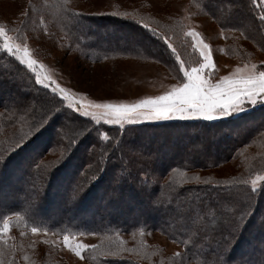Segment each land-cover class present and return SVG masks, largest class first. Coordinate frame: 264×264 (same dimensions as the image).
Wrapping results in <instances>:
<instances>
[{"label": "trees", "instance_id": "obj_1", "mask_svg": "<svg viewBox=\"0 0 264 264\" xmlns=\"http://www.w3.org/2000/svg\"><path fill=\"white\" fill-rule=\"evenodd\" d=\"M195 1L223 27L241 31L244 23L251 30L246 32L249 38L264 42V13L252 0ZM55 10L58 33L69 37H95V31L107 28L111 34L115 30L128 35L135 26L128 17L77 14L57 5ZM32 16L27 14L22 21L27 32L38 28L29 22ZM69 16L72 22L76 18L88 22L93 31H79L75 23L68 24ZM146 22L137 28L142 31L140 37L153 41L150 47L159 52L117 44L121 47H116L117 56L162 61L180 74V62H185H178L161 40L168 24L156 17ZM255 33L260 37H252ZM107 54V47L99 43L91 57L95 61ZM0 65L4 93L0 92V197H5L0 199V229L13 215L22 218L10 217V229L36 228L57 235L94 233L96 241L84 251L89 264H264V180L255 191L249 180L264 173V117L247 129L264 104H248L251 109L220 119L143 121L121 129L95 123L68 108L9 53L0 52ZM257 68L264 72V63ZM232 131L237 134L229 140ZM221 143L223 149L218 147ZM38 148L43 153L58 152V162L51 168L52 160H43ZM231 158L236 159V173L227 177L210 173ZM74 175L77 179H72ZM71 180L73 190L64 199ZM59 209L62 215L56 213ZM159 212H164L161 222ZM133 213L141 217L130 223ZM154 233L175 242L181 251L163 256V250L154 249L151 242ZM2 235L0 261L4 264L19 260L21 246L33 245L19 246V242L9 249L12 242ZM40 249L36 264L47 256ZM51 257L47 264H67Z\"/></svg>", "mask_w": 264, "mask_h": 264}, {"label": "rangeland", "instance_id": "obj_2", "mask_svg": "<svg viewBox=\"0 0 264 264\" xmlns=\"http://www.w3.org/2000/svg\"><path fill=\"white\" fill-rule=\"evenodd\" d=\"M56 5L65 6L67 12L74 10L77 14H105L120 16L121 18L128 17L134 22L135 26L132 27L133 32L130 31L131 33L128 35H125L126 32L124 34L116 33L115 30L111 34L107 28L104 32L102 30L101 32L95 31L96 34L93 33L95 37H69L65 32L58 33L54 25V21L56 20L54 17ZM209 8H212V6H209ZM217 12H221L220 7ZM27 14L34 15L28 20L30 23L33 21L32 25L39 29L34 28L32 32H27L22 25V21L27 19ZM56 14L59 20V14L57 12ZM45 15H47L51 25H48V19ZM150 17L160 18L164 25L168 24L167 30L165 29L164 32L165 36L161 40L168 47L171 45L172 53L178 62L179 59L185 62H180L179 69H181V65H183L185 70H190L193 67H199L201 64L206 63L201 55V51L203 50L211 58L212 65L210 68L205 69L202 75L213 85L222 83L226 86L228 81H238L246 79L249 76H259V73L262 72L257 68V65L261 62L264 63V42H260V40H257L258 38H254L257 42L253 41V38H249L247 33L251 32V30L244 23H242L243 25L241 24L244 27L242 29L244 31L223 27L215 17H212L205 9H202L195 0H59L58 4L56 0H0V26L4 27L6 35L9 38L8 42L13 49L12 52H8L3 47V39L0 38V52L9 53L34 78L37 72L41 76L51 77L61 87L68 89L77 101L82 99L84 105H88L89 103L137 104L145 99L165 95L186 82L182 71H180V74H176L175 71L162 63V61L137 59L138 57H134L132 54L117 56L115 52L116 47L120 46H129L131 48L135 45H142L149 50H147L149 53L155 54L156 51L159 52L157 48L152 49L150 47V44H154L153 41L141 39L142 31L137 29L141 26L142 22H146ZM70 20L71 17L69 16L68 24L70 22L75 23L81 32L89 31L88 29L93 31L90 24L86 21H81L78 18L74 19V22ZM193 33L195 35H192ZM252 37L260 36L255 33ZM99 43L107 47L108 54L107 56L101 55L100 60L93 61L91 55ZM117 44L120 46H116ZM204 45H207L206 49L203 47ZM17 48L20 49L19 52L16 51ZM25 49L28 52L26 60L31 59L36 61V72L29 68L26 62L21 63L19 60ZM0 68L3 69V65H0ZM45 83H49V81L46 80ZM48 89L51 91V87H48ZM21 92L23 91L21 90ZM21 92L17 96H20ZM23 93L30 95L28 90ZM55 94L63 100V97L59 93ZM1 96L0 98L2 99ZM6 97L7 99L10 98L9 96ZM256 99L257 102L254 106L264 104V97H257ZM63 102L67 106V101L63 100ZM248 104L252 103L245 99L239 110L233 111L228 115L251 109ZM79 106L78 104L77 108ZM77 108H72L71 110L82 115L81 112L77 111ZM88 110L90 112L100 111L94 108H89ZM138 111L143 113L148 110L140 109ZM259 113L260 115H264V108ZM260 115L247 127L248 132L255 127L260 118L264 117ZM213 116L214 118L212 119L200 117L180 118V114L177 113L174 117L168 119L214 120L220 119L225 115L221 116L213 113ZM87 118L95 123L97 122L91 116ZM136 120L138 122L158 121L148 120L142 114L136 116ZM99 122L105 123V119L101 117L99 118ZM126 125L129 124L124 122V126ZM247 129L244 128L242 130L245 132ZM236 134L237 131H232L229 140L236 137ZM42 135L41 141L45 138V134ZM218 147H222L223 149V143L218 145ZM42 150V148H38L37 152H41ZM40 154H42L43 160H52L51 168L58 162L56 161L59 157L58 152L43 153L42 151ZM211 154L215 156L213 152ZM235 164L236 159L231 158L224 165L210 171V173L213 175L217 174L218 177L230 176L237 172V169L234 167ZM157 169L159 170L160 168L157 166ZM203 173L201 172V174ZM46 174H48V170ZM159 174L161 175V170ZM42 176L44 177L45 175ZM260 177H264V173L255 174L249 179L251 183L250 181L248 182L252 185V181L256 180L257 187L262 181V179H259ZM75 178L77 179V175L72 176V179ZM112 179L114 178L112 177ZM71 182L72 180L67 186V194L64 196V199H68L73 190ZM149 187L151 185H148L147 190H149ZM0 199H5V197H0ZM60 210L56 211L58 215L63 213ZM162 213L159 212V217H157V220L160 222L163 220L161 217ZM10 217L22 218L21 216L13 215H10ZM10 217L3 221L2 229H0V233H3V238L5 237L4 239L12 242L9 249L14 248L19 242V246L27 242L33 243V245L30 249H25L21 246V250L17 252L19 260L16 262L13 260V262L6 264H17L19 262L20 264H36L34 263V259L36 258V250L39 248H41L42 254L45 251L47 256L39 259L43 262L39 263L40 261H38V264H47L51 255L60 257L62 262L67 264H89L84 258V251L96 241L94 233L57 235L42 229H37L35 232L32 231L33 228L26 229V231L12 227L10 229ZM140 217L137 213H133L129 217V222H136ZM166 218L169 219V216L167 215ZM15 222L13 221L12 224ZM65 236L69 237L67 243L64 240ZM151 242L155 244L154 249L158 247L163 250L162 254L165 257H170L171 254L181 251L179 245L158 233H154L151 237ZM78 245H82L83 247H78ZM2 251L3 248H0V254ZM77 252L80 254L77 255ZM163 260L166 262L165 259ZM0 264L4 263L0 261Z\"/></svg>", "mask_w": 264, "mask_h": 264}, {"label": "snow or ice", "instance_id": "obj_3", "mask_svg": "<svg viewBox=\"0 0 264 264\" xmlns=\"http://www.w3.org/2000/svg\"><path fill=\"white\" fill-rule=\"evenodd\" d=\"M254 5L260 6V11L264 13V0H252ZM264 19V16L261 17ZM146 27V26H145ZM192 35H195L194 33ZM0 38L3 39V47L12 52V46L9 44L8 36L6 35L4 27L0 26ZM171 47V45H169ZM205 49L207 45L203 46ZM20 51L19 48L16 49ZM175 51V49H173ZM204 61L199 67H193L190 70H185L181 65V71L186 79V82L181 86L174 88L171 92L165 95H159L155 98L145 99L137 104H112V103H89L84 105L82 99L77 101L68 89L61 87L55 80L49 76H41L38 72L35 80L39 85L45 88L51 87L53 93H59L64 101H67L68 108H79L77 111L81 112L83 116H91L93 120L99 123V118L103 117L105 123L109 125H119L121 129L124 128V122L128 124L138 123L136 116L145 115L148 120H161L174 117L177 113L180 118L200 117L206 119L214 118L213 113L218 115H226L233 111L240 109L243 101L247 99L250 103H256L257 97H264V72H260L259 76H249L246 79L238 81H228L227 85L217 83L213 85L202 73L212 65V60L203 50L201 51ZM28 52L25 49L23 55L19 57L21 63H27V66L36 72L35 60L27 59ZM43 67V65H41ZM227 80V78H225ZM49 83H45V81ZM89 108H94L100 111H89ZM140 109H147L146 112H139ZM43 121L37 122V124ZM27 135V134H25ZM107 139V136L104 137ZM24 140L22 136L20 142ZM71 146V145H70ZM3 160H0L2 162ZM259 179L264 180V177ZM257 181H252V189L256 190ZM243 219V217H241ZM7 227V225H5ZM37 231L36 228L32 229ZM65 243L68 242L69 237H64ZM78 247H83L78 245ZM80 253L77 252V255Z\"/></svg>", "mask_w": 264, "mask_h": 264}]
</instances>
